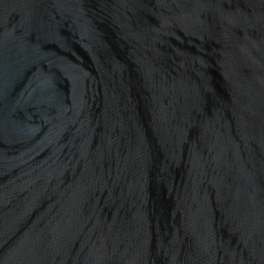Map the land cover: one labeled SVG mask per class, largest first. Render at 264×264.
<instances>
[{
    "label": "water",
    "instance_id": "obj_1",
    "mask_svg": "<svg viewBox=\"0 0 264 264\" xmlns=\"http://www.w3.org/2000/svg\"><path fill=\"white\" fill-rule=\"evenodd\" d=\"M0 264H264V0H0Z\"/></svg>",
    "mask_w": 264,
    "mask_h": 264
}]
</instances>
